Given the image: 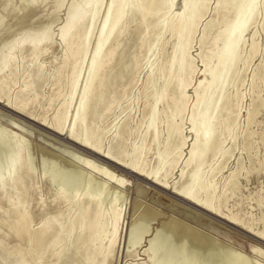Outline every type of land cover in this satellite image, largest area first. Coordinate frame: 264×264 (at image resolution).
<instances>
[{"label":"rangeland","instance_id":"374dc122","mask_svg":"<svg viewBox=\"0 0 264 264\" xmlns=\"http://www.w3.org/2000/svg\"><path fill=\"white\" fill-rule=\"evenodd\" d=\"M89 1L0 0V169L7 167L11 149L17 165L16 178L11 183L15 189L0 181V253L19 258L22 264H57L64 253L72 250L74 235L94 238L92 229L88 234L83 229H72L78 202L73 199L71 186H67L70 190L67 195L59 186L73 171L70 163H77L75 154L85 159V164L81 165L84 176L102 178L92 165L101 167L105 163L120 178L125 177L122 186L114 181L107 188V191L119 188L122 212L117 240L109 248L108 234L100 233V239L91 249V264H155L160 255L161 235L173 219L188 225L184 229L183 243L179 245L184 264H196L187 252V244L191 236L196 241H206L203 232L231 243L244 254L223 256L221 264H264V239L261 238L264 237V0L240 43L226 87L217 92L215 107L218 108L212 112L215 116L209 115L206 125L209 137L200 143L194 161L187 163L193 142L189 130L192 113L198 110V99L205 93L220 51L227 43L226 27L235 21L241 3V0H197L195 25L187 35L190 55L186 64L191 72L183 81L186 97L181 101L179 95L170 90L157 104L161 140L167 136L171 113L176 116L174 141L181 145V138H186L177 160L170 161L164 168L162 179L167 183L166 188L108 163L99 154L108 150L115 125L128 118L131 133L128 151L140 144L150 121L147 111L151 103H155L154 96L162 94L165 76L178 72L176 67L167 71L175 57L177 35H172L170 29L165 30L155 42V55L148 62L144 18L140 15L132 20L125 15L120 25L121 34L110 43L108 56L99 61L87 113L74 129L76 137L70 128L71 116L65 119V108L82 61V54L77 52L81 41L74 42L66 33L71 21L88 11ZM175 7L181 8V0H176ZM114 10L116 13L117 4ZM104 13L105 9L91 35L80 87L88 73ZM170 22L166 23L170 26ZM120 57L131 61L134 67L130 77L117 84ZM154 61L159 69L166 68V71L157 87L145 93V80ZM175 78L174 82L178 81V77ZM127 106L129 108L122 113ZM73 111L74 106L70 115ZM111 122L113 125L102 136L101 130ZM2 127L11 131L7 134ZM217 142H221L219 147ZM87 145H93L92 150L87 149ZM229 149L230 157L216 177L210 178V170L219 165L223 153ZM157 152L150 142L140 163L145 173L157 166ZM197 169L204 172L202 184L214 186L211 201L223 218L177 197L176 192L191 184ZM74 182L80 183V180ZM194 193L200 202H206L200 186L194 188ZM48 217L55 224L45 227ZM106 218L110 231L113 222L109 215ZM178 228L173 238L177 243L182 234V228ZM50 234L62 239L57 243L48 238Z\"/></svg>","mask_w":264,"mask_h":264},{"label":"bare ground","instance_id":"6f19581e","mask_svg":"<svg viewBox=\"0 0 264 264\" xmlns=\"http://www.w3.org/2000/svg\"><path fill=\"white\" fill-rule=\"evenodd\" d=\"M112 1L113 2H107L106 0H91V2L89 1L90 7L88 6L89 8L88 11L75 17L73 21H71L70 23L71 26L69 27L68 32L66 33V35L72 36L74 42L81 41V46L77 47V52L82 54L81 55L82 61L77 70L78 75L76 80L74 81L72 90L70 92L69 101L66 104L65 119L67 120L71 116L72 120L70 123V128L73 131V135L77 137L74 129L76 125L80 123L84 118L83 114L87 113L86 112V108L88 107L87 101L93 89L92 84H93L95 72L99 65V61L103 57L108 56L107 53H109V50L111 49V48L109 49L110 43L113 42L112 40H114L119 35L121 31L120 25L125 15H129L130 19L132 20L136 19L140 15L144 18L143 19L144 28H145L144 30L145 32H147L148 35L147 36L148 50L145 55V59H147L148 62L155 55L154 47L156 46L154 45L155 42L158 40V37H160L165 30L170 29L171 34L177 35L178 40L174 49L175 57L170 63V67L167 71L169 72L170 68L172 70L173 67H176V69H178V72L174 73L173 76L169 74L165 76L164 74L165 78L162 86V94L161 95L156 94L154 96L155 103L153 104L151 103L147 111V114L150 117V121L146 126L144 135H142L140 144L135 145L131 152L128 151L127 141L131 135L129 130V122H128L129 118H128L120 122L119 124L115 125L116 128L114 129H116V131L109 142V145L107 147L108 150L105 151L104 153L102 152L103 154H99V156L101 155V158L107 161L108 163L115 164L120 167H124L125 169H127L132 173H135L139 176H144L153 185L166 188L167 183L162 179V177L165 175V173L163 172L164 168L168 163H170V161H174L175 159L177 160V156L179 155L181 148L186 144V138H181V140L179 138V140L181 141L180 143L181 145L177 144L176 140L174 141L173 137L175 135L174 134L175 122L173 121L175 120L176 116L173 113H171L172 120L169 121L168 123L167 136L163 139V141L161 140V136H160L161 132L157 125L158 124L157 121L160 118V111L157 109V104L160 100H162V98L164 99V96L167 95V93H169L170 90H174L175 91L174 93H177L179 95L181 101H184V98L186 97L185 86L183 81L185 77L188 75V73L191 72L189 70V65L187 67L186 64V58L189 54L187 50V44L189 43L187 39V35L193 30V27L195 25V18H196L195 12L197 9L198 2L197 0H181V8L177 9V7H175L176 0H112ZM116 4L118 6V10L115 13L114 6ZM260 4H261V0H241L239 6L237 5L239 10L235 18V21L226 27L227 43L220 51L219 62L216 64L215 68L212 71V75L211 78L209 79V83L206 86L205 93L201 98L198 99V110L197 112L192 113V124L189 130L193 135V142L189 152L190 155L189 158L187 159V163H192L194 161L199 151L198 148L200 147V143L202 141H205L204 139L208 136L206 125L209 119V115L213 112L214 108H216L215 105H216L217 92L219 91L220 88L226 87L224 85H226L227 81H229L228 78L231 76V69H232L231 67L233 60L234 58H236V54L239 49L240 43L249 29L250 22L253 20V18L255 19ZM103 9H105L104 21L99 29L97 44L90 55V61L87 66L88 73L86 75L84 83L80 87L81 78L85 67V61L90 53L89 42L91 40V35L93 34V32L97 27V23L99 21V17ZM167 20H171L170 26L168 25V23H166ZM122 55L123 54H121V57ZM163 56L164 55H162V57ZM121 57L119 58V63H118L120 70H119L118 78L116 80L117 84L118 82L126 78H129L130 77L129 75L134 67L131 61H123L122 60L123 58ZM34 60L35 59H33L32 61ZM155 61L151 63V66L149 65L150 71L145 80L146 81L144 88L145 93L149 91L151 88L157 87V83L161 79L162 73L163 72L165 73L166 71L165 70L166 68L164 69L161 67L159 69ZM235 61L237 60L235 59ZM175 76L178 77V81L176 82H174V80H176V78L174 79ZM73 106H74V111L70 115L71 108ZM128 108H129L128 106L123 108L122 113H124ZM115 120L113 122H115ZM113 122L109 123L104 129L101 130L102 136L104 132L107 130V128L113 125ZM1 130L6 132L7 134L11 131L8 127H2ZM110 131L111 130H109L108 132ZM150 142L154 143L158 151L156 156L157 166H155L152 170L147 171L145 173L144 172L145 169L140 166V163L142 156L146 151V147L148 148ZM8 143L11 145L10 137L8 138ZM207 144L206 146H208ZM220 144L221 142L218 143V147L220 146ZM88 145L85 147H87V149L92 150L93 145L92 147ZM218 147L216 146V150H214L215 153ZM213 148H215V146ZM230 155H231L230 149L226 150L223 153V157H224L223 160L220 161L219 165L216 168H212L210 170L211 171L210 178L216 177L217 171L221 170L223 164L225 163V161H227ZM73 156L77 160V163H72V162L70 163V166L73 169L72 171L73 173L72 172L68 173L67 177H65L60 181L59 186L61 192L66 195L70 193V190L67 188V186H71V188L74 191L73 199L78 202V206L76 209L77 216H75V218L73 219L72 229H75L76 231L83 229L86 234H88L89 229H92L95 233V236L93 239H90L85 234L74 235L75 237L72 245L73 246L72 250L64 253V255L61 256L57 264H91V262L89 261V259L91 258L90 257L91 249L95 244L96 240L100 239V233L108 234L109 248L113 247V245L117 240L118 220L122 212V208H120L122 204L120 203V197L118 192L119 188H117V190H112V191L110 190L107 191V188H108V184L114 181H117L119 183L118 184L119 187L122 186L125 182V177L120 178L119 175H117V172L115 170H111L108 167V165H106L105 163L101 167L92 165V169L103 179L100 178L99 176H93V175L84 176L81 174V168H82L81 165L85 164V159L81 155L74 154ZM16 169H17V165H16L15 153L11 149V152L8 156L7 167L2 170L0 169L1 170L0 181L2 183H7L8 185H11L10 187L13 189H15L14 188L15 186H13V184L11 183H13L14 179L16 178V174H15ZM203 177H204V172L201 171L200 169H197L191 184L187 188L176 192V195L177 197H181L185 201L197 207H201L202 209L209 211L210 213L220 216L214 210L215 206L213 207L211 201V199L213 198V194L215 192L214 186H212V184L203 185L202 184ZM77 179L80 180V183L74 182V180ZM197 186H200L202 191L205 193L206 196L205 203L200 202L201 199L199 200L198 196L195 195L194 193V188ZM108 215H109V220H112L113 222L110 231H109L110 223L108 221V218H106V216ZM184 222H180L173 219L171 223L166 226L165 230L161 235V239H160L161 249L159 250L160 255L155 264H184V260H182L183 258L180 256V252H179V245H182L185 237L184 229L188 227V225H186ZM52 224H55V222L52 223L50 217L46 218L44 222V226L50 227ZM178 227H181L183 229V230L180 229L182 233L179 239L180 244L174 241L173 239L175 236V230L179 229ZM54 229L57 231L58 227L55 226ZM51 234L49 235L48 238L54 239L57 243H59V241L62 239L61 238L59 240L60 237L58 238L57 236L52 237L53 235ZM203 237L205 238L206 241H196L191 236L190 243L187 244V252L191 257V259H193L196 262V264H215V262L221 264V260L223 256L231 258L237 255H244L239 253L237 250H235L231 243L228 242L225 243L217 239L211 238L212 236L210 237L204 232H203ZM261 238L264 239L263 236ZM101 246L104 249L102 241H101ZM0 264H22V263L19 262V258H13V257L10 258L0 253Z\"/></svg>","mask_w":264,"mask_h":264}]
</instances>
